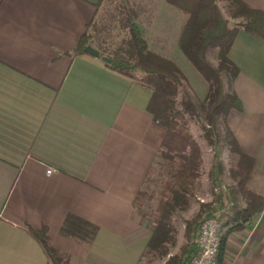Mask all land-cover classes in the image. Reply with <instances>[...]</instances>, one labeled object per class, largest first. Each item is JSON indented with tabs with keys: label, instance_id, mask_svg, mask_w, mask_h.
Instances as JSON below:
<instances>
[{
	"label": "crops",
	"instance_id": "crops-1",
	"mask_svg": "<svg viewBox=\"0 0 264 264\" xmlns=\"http://www.w3.org/2000/svg\"><path fill=\"white\" fill-rule=\"evenodd\" d=\"M127 1L149 47L178 58L180 15L165 0ZM242 1L264 12V0ZM99 2L0 0V264H48L27 226L46 227L70 264H108V247L124 243L135 255L147 242L132 202L160 145L151 93L99 57L69 54ZM228 57L241 110L227 125L255 161L248 188L263 193L264 40L239 30ZM219 264H264V209L226 232Z\"/></svg>",
	"mask_w": 264,
	"mask_h": 264
},
{
	"label": "trees",
	"instance_id": "trees-1",
	"mask_svg": "<svg viewBox=\"0 0 264 264\" xmlns=\"http://www.w3.org/2000/svg\"><path fill=\"white\" fill-rule=\"evenodd\" d=\"M165 2L181 18L175 40L178 49L206 83L200 105L206 120L205 124H200L203 135L212 145L217 125L222 124V142L235 158L229 169L233 185L225 187V203L221 194L213 191L209 201L198 203L195 213L183 221L184 244L176 254L169 255V247L176 243L177 217L188 211L196 199L203 164L201 146L185 119L187 113L197 116V105L191 100L187 77L172 59L148 46L143 32L135 23V11L127 0H100L86 33L69 54L85 53L84 48L91 46L99 52V58L111 60L109 64L105 63L108 69L151 93L146 109L152 117V127L160 145L142 186L152 182L153 176L159 181L143 254H154L160 259L167 256L164 264H189L197 252L194 238L201 220L214 218L218 223L215 264H219L226 232L245 230L264 209V192L257 193L248 188L254 175L255 161L241 152L227 125L229 113L241 110L240 101L231 89L238 70L228 53L239 30L264 40V12L248 7L242 0H223L226 16L218 0ZM211 50H216V66L211 65L206 57ZM224 77L228 81L227 89ZM216 173H222L219 162L208 171L212 190L220 186L215 182ZM151 199L140 189L133 199V208L139 212ZM239 200H242V207ZM226 205L227 210L224 211ZM66 224L89 235L95 231V227L74 217H68ZM223 228H226L224 234ZM27 233L39 244L48 264H70L69 256L51 244L46 227L27 226Z\"/></svg>",
	"mask_w": 264,
	"mask_h": 264
},
{
	"label": "rangeland",
	"instance_id": "rangeland-1",
	"mask_svg": "<svg viewBox=\"0 0 264 264\" xmlns=\"http://www.w3.org/2000/svg\"><path fill=\"white\" fill-rule=\"evenodd\" d=\"M219 6L222 8V11L225 14L224 2L223 0H218ZM147 36V34H146ZM148 37V36H147ZM150 44H148L149 46ZM178 58L170 56L172 59L184 72L187 80L190 84L191 89H189V93L191 96V100L197 105V116H191L189 113L185 115L187 126L200 144L202 152H203V164H202V175L199 181L197 182L196 187V199L192 202L191 208L188 211L181 213L177 217V235H176V243L173 247H169V255H174L178 252L179 248L184 244V239L182 237L183 233V221L185 219H189L197 210L198 203L200 200L207 202L212 198V188L213 186L210 184L208 179V171L215 166L216 163H221L222 165V173L215 175V182L220 183L225 187L233 185L229 177V169L231 164H234V156L230 155L226 150L222 138H223V127L222 124L218 123L216 131L214 132V143L211 145L205 139L200 124H205V115L201 111V103L203 101L205 92H206V83L201 79L198 72L195 68L190 64L188 60H186L181 52L177 50ZM162 54L163 51H162ZM208 62L216 66L217 58H216V50H211L206 54ZM225 78V77H224ZM225 88H228V81L224 79ZM252 180V179H251ZM159 179L156 176H153L152 182L142 186V191L147 192L151 196V200L146 202L141 211H137V215L140 217L141 221V230L140 236L147 237L149 235V226L151 225L150 213L153 212L155 203H156V188ZM252 188H256L254 185ZM239 206H243L242 200L238 201ZM252 222V221H251ZM114 248V249H113ZM131 250L125 247V244L113 245L112 247H108V264H164L167 259V256L164 258H158L154 254H143V249H138L135 252V255L131 254Z\"/></svg>",
	"mask_w": 264,
	"mask_h": 264
},
{
	"label": "built area",
	"instance_id": "built-area-1",
	"mask_svg": "<svg viewBox=\"0 0 264 264\" xmlns=\"http://www.w3.org/2000/svg\"><path fill=\"white\" fill-rule=\"evenodd\" d=\"M52 172L54 170L50 169L46 173L50 174ZM225 191L226 189L223 185L213 189L214 194H221L224 203ZM200 201L203 202L202 200ZM225 210H227V205L224 207ZM194 244L197 247V252L189 264H215L218 246V223L214 218L201 220L194 238Z\"/></svg>",
	"mask_w": 264,
	"mask_h": 264
},
{
	"label": "water",
	"instance_id": "water-1",
	"mask_svg": "<svg viewBox=\"0 0 264 264\" xmlns=\"http://www.w3.org/2000/svg\"><path fill=\"white\" fill-rule=\"evenodd\" d=\"M84 52L89 54L92 57H95V58L99 57V52L91 46H86L84 48ZM100 59L106 64H109L111 62V60L107 59L106 57H101Z\"/></svg>",
	"mask_w": 264,
	"mask_h": 264
}]
</instances>
